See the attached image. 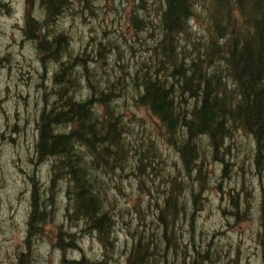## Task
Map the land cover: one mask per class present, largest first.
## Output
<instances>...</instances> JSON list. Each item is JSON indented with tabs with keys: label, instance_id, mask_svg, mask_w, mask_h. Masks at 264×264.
Masks as SVG:
<instances>
[{
	"label": "trees",
	"instance_id": "trees-1",
	"mask_svg": "<svg viewBox=\"0 0 264 264\" xmlns=\"http://www.w3.org/2000/svg\"><path fill=\"white\" fill-rule=\"evenodd\" d=\"M99 1L44 5L48 18L61 19L67 9ZM131 1L138 4L127 15L129 23L138 27L144 17L150 27L140 43L152 40L140 54L132 44L126 50L100 43L93 52L90 39L73 55L65 32L38 42L43 57L57 64L55 100L36 121L35 154L49 166L48 180L29 177L37 192L30 193L26 231L32 233L28 239L41 238L64 199L58 242L65 235L76 249L81 237L92 236L102 258L124 249L127 264H173L176 242L186 232L173 220L204 206L212 180L231 204L217 208L237 217L251 207L248 196L258 181L257 224L264 230V0ZM146 8L148 15H140ZM139 110L152 117L163 138L151 135ZM240 132L248 137L242 138L244 150L235 141ZM233 179L224 191L222 180ZM126 193L137 195L132 205L123 200H132ZM71 263L102 261L82 257Z\"/></svg>",
	"mask_w": 264,
	"mask_h": 264
},
{
	"label": "rangeland",
	"instance_id": "rangeland-1",
	"mask_svg": "<svg viewBox=\"0 0 264 264\" xmlns=\"http://www.w3.org/2000/svg\"><path fill=\"white\" fill-rule=\"evenodd\" d=\"M122 2L102 0L92 8L86 7L84 3L83 8L78 6L67 9L64 12L66 15H59L63 16L61 19L50 17L51 20L48 21L47 14L38 7L30 13L29 9L23 7L21 0H0V264L20 262L18 258L9 261L7 252L11 246L18 244V241L24 240L25 233V239L32 236L30 231H26V220L32 206L30 193L36 191V188L31 186L29 177L48 180L49 166L46 163L40 164L35 154L38 136L36 121L44 106L51 109L50 103L55 100L52 73L57 64L54 59L43 57L38 50V42L52 41L56 32H65L73 55L83 52L90 39L93 52H96L100 43L106 47L123 45L122 47L128 50L129 44L141 47L142 44L150 42L152 39L148 37L140 43L142 38L151 35L145 18L141 17L138 27L134 23L130 24L127 18L138 2ZM150 2L152 0H146L144 5ZM54 9H51L53 14L50 15H54ZM147 12L146 8L140 15L147 16ZM144 25L145 28L142 29ZM86 49L88 50L89 46ZM141 49L142 47L135 50V53L140 54ZM112 51L113 49L108 53L111 57L108 59L109 66L113 61ZM127 101L128 110H133L134 107L130 105L132 100ZM137 114L145 124H150L153 137L163 138L157 124L145 110H139ZM242 138L248 139L240 132L235 141L238 147L244 150ZM234 151L231 150V153ZM212 167L216 172L220 171L219 164ZM248 172L246 167V173ZM233 183L234 179L222 180L221 188L226 191ZM210 185L212 188L204 202L205 207L196 205L197 210L190 218L187 212L186 217L182 215L173 220L175 225L180 224L179 229L186 231L181 235L179 242H176L175 248L179 257L173 258L174 263L264 264V230L260 232L257 224V202L261 196L259 182L254 181L248 196L251 207L239 217L229 215L227 212H230V209L222 213L217 208L220 204H229L228 207H231L229 196L221 195L215 180H212ZM235 188L239 190L240 183ZM129 196L132 200H123L132 205L137 195L124 194V197ZM185 196L191 199L190 194ZM243 196L245 200V194ZM190 199L186 204L188 210L192 208ZM65 202L61 199L60 203H57L58 208L51 214L53 220L44 225L41 238L36 237L35 259L31 264H72L71 261L80 260L82 257L98 258L102 264H127L124 249L121 254L116 251L112 256L102 258V246L92 236L81 237L76 249H73V243L67 245L70 241L65 235H62L58 242L57 226L59 222L65 221L62 212ZM250 216L253 220L248 221ZM62 229L65 231L68 227L62 226ZM202 230L204 233H201ZM120 235L124 237L123 233ZM195 235L198 238L196 236L193 241ZM202 236L203 242L200 239ZM183 241L186 245H182ZM170 253L174 255L173 250H170Z\"/></svg>",
	"mask_w": 264,
	"mask_h": 264
},
{
	"label": "flooded vegetation",
	"instance_id": "flooded-vegetation-1",
	"mask_svg": "<svg viewBox=\"0 0 264 264\" xmlns=\"http://www.w3.org/2000/svg\"><path fill=\"white\" fill-rule=\"evenodd\" d=\"M46 1L51 3L53 0H21L23 7L25 9H29L30 13H32L33 10L37 9L38 7L43 13H45V15L47 14V9L44 5ZM51 18L55 19L54 17H51ZM51 18L49 17L47 20L50 21ZM25 237L26 236H24V240L18 241V244L10 247L11 249L8 250L7 252L9 261H12V260L15 261L17 258L21 260L17 264H31L34 261L35 259L34 254H35L37 242L35 240L25 239ZM163 264H166V263H163Z\"/></svg>",
	"mask_w": 264,
	"mask_h": 264
}]
</instances>
